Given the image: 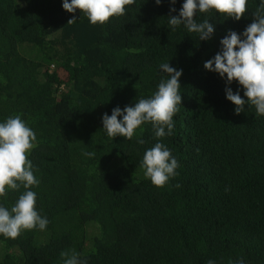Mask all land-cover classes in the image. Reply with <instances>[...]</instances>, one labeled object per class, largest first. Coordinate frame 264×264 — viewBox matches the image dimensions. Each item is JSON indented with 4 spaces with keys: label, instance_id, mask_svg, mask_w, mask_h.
<instances>
[{
    "label": "trees",
    "instance_id": "1",
    "mask_svg": "<svg viewBox=\"0 0 264 264\" xmlns=\"http://www.w3.org/2000/svg\"><path fill=\"white\" fill-rule=\"evenodd\" d=\"M0 264H264V0H0Z\"/></svg>",
    "mask_w": 264,
    "mask_h": 264
}]
</instances>
